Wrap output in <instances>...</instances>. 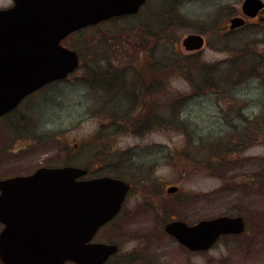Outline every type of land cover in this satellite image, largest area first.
Wrapping results in <instances>:
<instances>
[{"label": "rangeland", "instance_id": "1", "mask_svg": "<svg viewBox=\"0 0 264 264\" xmlns=\"http://www.w3.org/2000/svg\"><path fill=\"white\" fill-rule=\"evenodd\" d=\"M10 2L0 0V7L9 6ZM241 2L148 0L136 18L103 23L71 38V45L78 49L80 42L92 39L106 44L109 37L116 40L127 34L132 21L153 18L157 7L175 4L172 14L191 23L179 26L176 22L181 28L173 26L172 33L165 23L159 36L163 39L155 47L146 48L150 50V64H159L155 68L156 77L161 70L164 80L161 94L155 93L156 97L145 101L149 106L154 103V109L160 106L162 113L154 110L153 118H149L140 106L142 114L131 112L130 120L146 117L144 127L129 124L131 129L112 138L117 154L110 162L115 166L120 160L129 167L120 173L121 179L130 181L134 172L145 179L150 177L152 182L144 185L149 187L146 193L132 182L121 218L100 230L93 239L118 244L117 257L141 254L142 264H264V67L247 70L242 76L225 75L228 69H233L237 50L246 49L252 57L261 55L264 64V19H247L244 30L227 35L229 19L241 15ZM261 15L264 18V12ZM209 25H212L209 31L202 30ZM195 27L202 31L197 32ZM152 29L158 31L159 26ZM191 33L205 38L203 49L195 57L181 45L182 39ZM123 41L125 50L134 48L128 46V39ZM82 54L87 67L95 65L88 59L87 50H82ZM192 61L210 67L212 87L179 108L168 98L190 92L184 66ZM83 71L84 68L79 69L68 79L47 86L24 100L13 113L0 118V179L62 165L88 168L91 172V166H84L86 162L93 165L109 162L106 151L97 156L104 150L98 145L102 137L108 132L115 134L113 126L106 127L103 118L111 109L99 101L97 91L83 84L81 80L88 75ZM94 71L98 69L94 67ZM98 80H93L95 85ZM179 119L188 136L177 127ZM159 120H162L160 127L144 129ZM202 144L205 148L199 150ZM217 145H228V155H223L215 165L214 176L205 165L193 167L179 157L181 151L187 150L203 160L209 153L212 155ZM94 152L97 155L92 158ZM130 166L136 168L130 170ZM168 186L178 190L169 194ZM155 192V198L147 196ZM220 216H242L246 232L239 240L220 241L204 256L188 253L162 230L170 220L191 225ZM2 227L0 224V230Z\"/></svg>", "mask_w": 264, "mask_h": 264}, {"label": "water", "instance_id": "2", "mask_svg": "<svg viewBox=\"0 0 264 264\" xmlns=\"http://www.w3.org/2000/svg\"><path fill=\"white\" fill-rule=\"evenodd\" d=\"M146 0H13L0 10V116L30 93L61 80L79 65L61 40L114 17L134 15ZM261 0H244L241 11L255 17ZM245 21L229 20L236 30ZM203 37L182 39L185 51L202 48ZM84 169L41 168L25 177L0 180L2 264H102L116 247L87 244L119 210L130 185L110 176L77 181ZM177 188L170 187L168 192ZM242 217H217L188 226L168 222L164 230L189 250H207L221 235L244 231Z\"/></svg>", "mask_w": 264, "mask_h": 264}, {"label": "trees", "instance_id": "3", "mask_svg": "<svg viewBox=\"0 0 264 264\" xmlns=\"http://www.w3.org/2000/svg\"><path fill=\"white\" fill-rule=\"evenodd\" d=\"M178 1H182V0H178ZM177 6V4L173 5V6H163L162 8L158 9V7L155 9V11L152 13L153 18L147 17L146 19L142 20V21H132L129 25L131 26L130 30H133L134 33H131L130 30L128 31L127 34H125L123 37H117L116 40L112 39L111 37L108 38L109 41L105 40L106 44H102L99 39L95 40L92 39L88 42H80V46L81 49H78L76 46L71 45V38L66 40L67 44L71 47L76 49L79 54L81 55V57L83 56L82 54V50H89L91 53H94L96 50H98L99 48H110V49H121L123 48L122 43L124 42L123 40L128 39L129 41V46L134 47L136 50H141V49H146V48H153L157 45V43L163 39V37H159L161 35V33L163 32V26L166 24V27L168 28V31L170 33H172L171 28L173 26H182L185 23H187L188 25L191 26L190 22L184 21L183 20V16L180 17L179 15L176 16L175 14H172V11L174 10V8ZM174 16V17H172ZM166 17H168V20L166 19ZM136 18V17H134ZM119 19H115L111 22H116ZM177 22V25L175 24ZM159 26V30L158 31H154L152 28H154L155 26ZM213 25V24H212ZM209 25L208 27L202 28L206 29L207 31H209V27L212 26ZM177 26L178 28H181ZM196 28V27H195ZM201 30V31H202ZM197 32H201L199 31L198 27L196 28ZM83 32L78 33V35H81ZM220 35L222 34L221 32L219 33ZM132 48V49H134ZM124 49V48H123ZM149 57H151L150 54H148ZM198 55V54H197ZM196 55H193L192 57H195ZM261 55L258 56H253L250 54V52L246 49L243 50H237L236 54H235V59L232 62V66L233 69L232 71L237 73L238 75H243L245 73V71L249 70H254V69H260L262 67H264L263 64V60L261 58ZM153 65L159 66L158 63H155ZM185 69V74L187 77L188 82L191 85V90L189 93L187 94H179L176 98H168L169 102H171V99H173L174 103L177 104V107L179 106V108L185 104L187 101H189L190 99H192L193 97L199 96V94L204 93L207 90V87H212V79H213V74H211V70L210 67L207 66L206 64H198V62L196 61H192L190 62L189 65H185L184 66ZM213 70V69H212ZM161 71V70H160ZM160 71L157 72V77L154 76L156 74L155 69L153 70H148V73L146 74H150V76H148L150 78V83H145L144 85L140 86L141 88L138 89L137 86L133 87L132 91H133V95L132 97H136V96H141L142 95V100L141 102H137V103H132L131 105H129V108L127 106H125V113H129V115H126V119H122V116H118L119 113H117L115 111V113L112 114L111 117H105V125L108 128H111V126H113V128L115 129V134L113 132L111 133H107L105 134L102 139L100 140V142L98 143V145H100V148L103 147L104 150H102L97 158H99L100 156H102L103 152L106 151V153L108 155H110L109 157V162L111 161L112 156L115 157L117 154L116 151V147L113 143V137L119 135L121 133V131L126 130V129H131V127H129L127 124H136L139 125L141 127H144V122L147 121L146 117H138L137 119H132L130 120V114L132 112L133 115H140L142 114L143 109H140V106H143L144 110H146V112L151 116L149 118H153V112L154 110L157 113H162V108L160 106H158L157 108L154 109V103H152L150 106L146 105L147 101H145L148 98H153L156 97L155 93H160L163 89V82L160 83L159 81V74ZM89 74H92V72H88ZM218 73V71L216 72ZM95 75V73H93ZM226 75V74H225ZM153 78H156L155 81H153ZM83 80V79H82ZM89 77L84 76V82L88 81ZM198 80V84L195 83V81ZM92 87V86H91ZM93 89H95L94 87H92ZM131 97V98H132ZM133 106V107H132ZM153 108V109H152ZM128 109V110H127ZM150 109V111H149ZM181 111H179L180 113ZM264 113V111H263ZM122 114V109H121V113ZM176 115V120H177V116L178 113L175 114ZM122 119V120H120ZM162 122V120H159V122L157 124L153 123L152 125H150L147 128H144L145 130H151L152 127L154 126L156 127H160V123ZM174 123V121L172 122ZM182 121H180L179 119V123H177V127H181V130L185 133L186 136H188L187 134V129L184 128V124H181ZM164 127V126H163ZM175 130V129H173ZM199 150L204 149V144H202L201 146L198 147ZM216 149V150H215ZM214 149L212 155L209 153L208 154V158L200 160L197 159L196 157L193 156V151L192 152H188L187 150H183L180 152L179 157L185 161L188 164H191L193 167H202V165H205L206 168L208 169V172L210 173V175L214 176V172H215V165L217 163H220L222 160V156L223 155H228V145H217L216 148ZM242 149V147L240 148ZM96 152L91 153V157L95 158L96 157ZM109 162H105L104 166H98L97 165H93V163L91 162V164L89 162H86L84 164L85 167H89L91 166V172L89 170V173H96L95 175H102V174H110V175H117L120 174L123 170H127V167H125L124 165H119L120 162L116 163V165L114 166V163H109ZM92 165L96 167V172H94L92 170ZM141 185V184H140ZM149 188L148 187H143L141 188V191L146 193L147 190ZM190 198V197H189ZM188 197L186 199H189ZM229 239H232V237H228ZM227 238V239H228ZM129 256H134L133 258H123L121 255L119 257H117L112 264H140L143 261V256L141 254H137V255H129Z\"/></svg>", "mask_w": 264, "mask_h": 264}, {"label": "flooded vegetation", "instance_id": "4", "mask_svg": "<svg viewBox=\"0 0 264 264\" xmlns=\"http://www.w3.org/2000/svg\"><path fill=\"white\" fill-rule=\"evenodd\" d=\"M9 6L0 7V8H7ZM258 17L259 16L255 18H258ZM87 51H88V54L86 55L89 56L88 59L90 58L91 63L95 65L93 66L91 64H88L89 67H87L86 64L84 63L83 56L81 57V55L79 54L80 67H81V70L82 68H84L83 72H86V73L92 72V74L88 73V75H86V77H89V80L85 81L84 83L87 84L90 87V89H93L92 87H94L95 88L94 90L97 91V93H99L100 95L98 96L99 101H101L103 105L109 106L106 109H111V110H107L103 118L106 119L105 117H111L112 114L115 113V111L119 113L121 112V109H122V114L120 115L122 116L123 120L126 119V115H129V113L127 114L125 113L124 111L126 110L125 106H127L128 109H130L129 105H131L132 103L141 102L142 100V95L132 97L133 87L137 86L138 89H140L141 88L140 86L144 85L145 83H150V78L148 77L150 76V74H146V73H148V70H152L156 68V65L150 64L151 60L148 55L150 54V50H147V49L136 50L132 48H128L127 50L123 48L121 49L99 48L94 53H91L89 50ZM94 67H96L98 71H94ZM93 73H95V75ZM154 76H156V74ZM95 78L99 79L96 82V85H95V81H93L95 80ZM159 78H160V83L163 82L164 75L162 71H160ZM58 82H61V81H58ZM11 113L3 117H7ZM118 162H120L119 165L126 166L125 162L123 163L120 160ZM97 163H100V162L97 161ZM100 164H98V166H101V167L104 166L103 163H100ZM134 168L136 167L130 166V170ZM128 169L129 167H127V170ZM102 175H99V174L92 175L91 173H89V170H88V174L86 178H93L95 176H102ZM131 175L132 176L130 177V181H127L130 184L131 188H132V185H131L132 182H135L138 185L141 184L139 188H143L144 185L152 183L149 179L150 177L145 179V177L136 175L134 172H132ZM115 178L121 179L120 174L115 175ZM156 195L157 194L155 192L153 194L148 193L147 196L155 198ZM114 221H112L109 224L107 223V225L104 228H107L108 226H110ZM111 244L115 245L114 243H111ZM187 252L196 253L199 255L198 252H189V251ZM133 257L134 256L128 255V258H133ZM140 264H142V262Z\"/></svg>", "mask_w": 264, "mask_h": 264}]
</instances>
